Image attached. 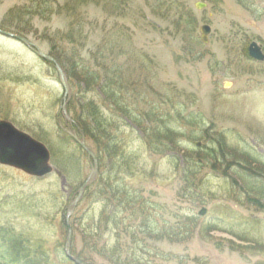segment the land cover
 Masks as SVG:
<instances>
[{"label":"rangeland","instance_id":"1","mask_svg":"<svg viewBox=\"0 0 264 264\" xmlns=\"http://www.w3.org/2000/svg\"><path fill=\"white\" fill-rule=\"evenodd\" d=\"M197 2L206 7L196 8ZM187 14L196 22L192 30L185 17L179 22ZM205 24L211 28L208 43L200 38ZM114 28L124 35L115 42L127 50L121 55L119 48L98 50L103 38L112 47ZM0 29L50 56L66 53L92 68L99 57L106 71L120 68L122 91L134 88L124 102H133L136 111L157 110L179 129L174 134L179 141L174 136L158 143L153 129L160 122L153 115L144 122L152 125V141L144 140L130 120V128L124 126L106 103L107 116L120 121L117 133L124 146L117 162L103 158L99 174L106 182L90 185L69 216L74 255L85 230L107 250L116 243L120 247L119 261L86 250L94 264H264V198L260 206L248 200L234 165L264 171V61L248 54L251 42L264 52V0H0ZM71 30L75 45L67 40ZM72 84L65 113L55 65L0 33V120L45 144L52 169L37 178L0 164V256L7 262L17 250L32 259L46 253L47 264H74L64 253L66 216L92 160L67 133L77 129L81 98ZM86 96L97 99L96 92ZM218 139L222 150L232 153L233 168L210 157ZM86 144L97 152L95 138L86 137ZM194 159L197 168H189ZM194 172L198 193L187 182ZM117 187L131 198L156 203L160 209L152 211L159 212L160 221H169L166 228H190L186 216L198 215L203 206L208 214L194 232L185 235L183 230L178 241L135 234L138 208L124 210L121 197L115 198ZM117 207L116 225L108 217ZM102 217V232L96 236ZM0 264H5L1 257Z\"/></svg>","mask_w":264,"mask_h":264},{"label":"trees","instance_id":"2","mask_svg":"<svg viewBox=\"0 0 264 264\" xmlns=\"http://www.w3.org/2000/svg\"><path fill=\"white\" fill-rule=\"evenodd\" d=\"M182 17L186 18L184 20V23L188 29L191 28L192 30L196 26V22L192 14H187V16H181L179 18V22H181ZM175 23L177 24V22ZM114 30V40L112 39V47L108 46V42L104 44L103 42L107 39L103 38L102 44L98 47V50L100 52L104 50H110L114 52L115 50L117 51L119 48V54L121 55L127 51L124 46L116 45V43H121V39H124V35L120 33L119 30H116L115 28ZM67 40L72 45H75L73 43V30H71L67 35ZM195 41L196 38L194 39V42ZM128 53L129 52H127V54ZM53 57L64 68L70 80V83H73L72 86L78 88V96H81V98L78 102V114L77 119L75 121L78 126L82 129L86 137L92 136L97 140L98 146L95 147L97 150L96 154L99 160V164H101V161H103L104 157L110 158L112 160V163H115L117 162V158H119L122 154V148L124 146V143H121V141L119 140L120 136L117 133V131H119V129L121 128L119 125L120 121L123 122L124 126L128 128H130L129 126L132 125V130L136 129L137 131H139L142 134L144 140L152 141V125L145 126L144 122L147 121V119H151V117L153 118L154 115L155 122H160V124L155 129H153L154 138H158V143H162V141H164L166 138L168 139L174 137V134H177V132L179 131L176 125L173 126V124L164 121L165 118L161 117V115L158 114L157 110H151L150 113L142 112L139 109L138 111H136L137 107L135 106L136 108H134L132 106L135 105L133 102L131 104H127L124 102V99L126 97L125 95L133 97L132 94H134V88L130 87L129 89V87L126 86L125 92L122 91L124 89L121 88V83L123 82V80L120 76V68H111L110 71H106L104 62L101 61V58L99 57H97V59H95L94 61V68H92L85 60H81V62L76 63V61L74 60V56L72 55V57H70L69 54L66 53H59L54 55ZM100 57L102 56L100 55ZM128 89L130 91L132 90L133 92L128 91ZM88 92H96L97 99L95 100L87 98L86 95ZM106 103L112 109V112L117 116L120 121H116L113 118L110 119L107 116L104 111V106L106 105ZM128 120H130L133 124L128 125L126 123V121ZM174 140V142H177L179 141V138L176 137L174 138ZM218 140V148H211L209 150L210 157H215L214 163L216 161H220L223 164H229V167L233 168V159H231L232 153L229 152L228 149L223 151L222 147L224 143H220L223 140ZM232 157H234V155H232ZM226 158L228 160H226ZM253 162L255 163V161ZM192 163L193 164L188 165L189 168H197L196 165L198 164V161L195 160L192 161ZM240 163L241 162H239V164L234 163V165L235 168L240 169L239 177H241V181L245 186V195L248 197V200H251L250 202L258 203L259 205L264 198V185H262L261 183L263 179H260V177L264 178V171L263 169L258 168L256 166L254 168L256 170H252L251 173V168L250 170L244 169V167ZM257 171L262 173L261 176L258 175ZM99 179L101 183H103L104 181L106 182V178L105 176H103V174H99L96 181L98 182ZM196 180L197 174L194 172L193 176H189L187 178L189 187L195 188L197 186ZM233 184L237 186V183L235 181ZM113 188L115 187L113 186ZM116 189L117 191L115 198L119 196L121 197V203L119 204H121V206H124V210L138 208V211L134 215L140 218L141 220L138 225H134L135 227L134 229H132L133 233L135 234L141 233L142 235H145V233H148L149 235H152L153 239L155 238L153 233H155L157 239H162V237L166 236L170 239L174 238L175 241H178L179 236L181 237V233L183 235V230H185V235L190 234V232H194L195 228L198 227L199 220H202V217L196 214H192L190 216L187 215V222L190 224V228H188L190 229L189 231L187 228H180V226L179 228L175 229L166 228L168 226L167 223H169V221H160L159 217L161 219L163 218L161 217L159 212L152 211L154 210V208L160 209V207L156 203L149 204L146 200H143L141 198H139L138 200V196L136 198H131L130 194H128L127 191V193H122V191L120 190L121 188L117 187ZM195 192L198 193L197 189L195 190ZM121 206L119 205V207ZM119 207L113 210L111 216L108 217L109 221H113L116 225L118 223L115 220L116 216L118 215V213H121ZM182 219L184 225L185 216ZM103 220L104 219L102 217V221H100L101 226H98L95 232L96 236H98L99 233L102 232ZM176 224L180 225V222L177 221ZM191 226L194 228H192ZM135 234L134 236H136ZM82 241V248L78 253H76V255H74L75 249L73 248V246L71 248L72 254L81 259L82 261L88 264H94L93 254H86V250H89L93 253H98L105 257L108 256L110 259L119 261L117 252H119L120 247L118 243H116L112 249L107 250L105 245L102 246L99 243L98 239L93 240L88 231L85 230H82ZM109 254L111 256H109ZM157 254L159 255V252H157ZM10 255L11 257L8 262L6 261V256L4 255L0 256L1 260L5 261V264H47V261H49V256L46 255V253H40L38 256H35V258L37 259L25 258L23 255L20 254V251L17 250L11 253Z\"/></svg>","mask_w":264,"mask_h":264},{"label":"water","instance_id":"3","mask_svg":"<svg viewBox=\"0 0 264 264\" xmlns=\"http://www.w3.org/2000/svg\"><path fill=\"white\" fill-rule=\"evenodd\" d=\"M203 6L204 4H199L198 8ZM209 31L210 28L208 26L201 27V39L204 43L208 42ZM0 33L10 38H14L21 41L40 57L55 63L59 74L60 82L64 88V104L62 106V109L63 112L66 113L65 105L67 97L70 96V87L68 84L67 76L62 67L56 62L54 58L46 55L40 50V48H38V46H36L33 42H30L26 38L2 30H0ZM249 54L251 57L257 60L264 59V55L261 51L260 46H258V44L255 42L250 45ZM75 139L86 150L88 156L93 161V166L89 176L80 186L78 190V195L68 206V214L66 216L68 234L64 250L66 256L76 264H86L71 254L70 241L72 236V230L69 224V216L73 212L77 203L82 198L85 189L96 179L98 174V160L94 152L86 145L84 138L79 139L75 136ZM49 161L50 152L43 143L37 141L29 134L18 130L12 123L8 121H0V164L15 167L32 176L43 177L52 171L51 166L49 165ZM205 213L206 208H202L199 211L200 215H204Z\"/></svg>","mask_w":264,"mask_h":264},{"label":"flooded vegetation","instance_id":"4","mask_svg":"<svg viewBox=\"0 0 264 264\" xmlns=\"http://www.w3.org/2000/svg\"><path fill=\"white\" fill-rule=\"evenodd\" d=\"M69 125V123H67V126Z\"/></svg>","mask_w":264,"mask_h":264}]
</instances>
